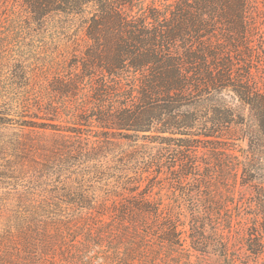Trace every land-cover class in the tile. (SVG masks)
<instances>
[{
  "label": "trees",
  "instance_id": "16d2710c",
  "mask_svg": "<svg viewBox=\"0 0 264 264\" xmlns=\"http://www.w3.org/2000/svg\"><path fill=\"white\" fill-rule=\"evenodd\" d=\"M258 4L0 0V264H238L236 177L255 188L237 234L263 252V171L222 138L242 125L226 97L264 136Z\"/></svg>",
  "mask_w": 264,
  "mask_h": 264
},
{
  "label": "rangeland",
  "instance_id": "374dc122",
  "mask_svg": "<svg viewBox=\"0 0 264 264\" xmlns=\"http://www.w3.org/2000/svg\"><path fill=\"white\" fill-rule=\"evenodd\" d=\"M258 8L262 11H260V17L257 21V26L259 27V34L257 33V36H252V44H254L257 41L258 37H261V39L264 42V0H259ZM51 40V36L44 37L43 41H49ZM50 42V41H49ZM253 55L261 56L262 65L260 69H256V59L253 58L254 62L252 63L253 66L251 67L250 71L257 75V81L259 83L264 84V52L258 50L255 48ZM261 64V63H260ZM53 74H48V77H52ZM40 76H35V78H39ZM262 84V85H263ZM226 100L231 104V106L234 108L237 114L241 115V121L242 125H234L232 124L230 126V129L224 133L222 138L225 139L228 143L229 148L225 151L232 152L234 154L241 155L243 154L244 150L247 153V155L252 158V160L258 163L259 168L263 171L262 174V180L264 181V136L259 132L258 126L256 124L255 117L253 116L252 112L247 106L242 105L237 99L233 97H226ZM198 148H197V155L204 157L203 159L206 160H212L211 158H206L205 154L209 153L208 149H210V146H217V147H226L221 142L218 143H212L207 142L205 140H201L197 142ZM222 150V149H220ZM252 153H251V152ZM219 156V157H218ZM218 159H222L226 162V160H231L229 157H220V155L217 154ZM227 173L225 175L227 176ZM238 176V175H237ZM230 177V176H229ZM217 181L213 183V190L215 191L214 194L222 192L225 190L224 184H222V177H216ZM232 178V176H231ZM236 184H233L234 179H229V183L234 185V199L232 203L229 204V207L232 208L233 212H236V205H239V208L241 209V222L238 223L237 219H235V222L233 223L234 228L236 231L234 232V238L231 241L230 248L231 250L241 257V262L238 264H264V250L263 252L257 253V254H251L245 249V245L242 242V240L239 238V234H237V230L240 228L241 224L250 222V218L252 217L250 211L249 204L252 202V199H254V189L251 185H240L239 184V177H236ZM232 180V181H231ZM233 186H231V189ZM239 210V209H238ZM242 230V229H241ZM241 232L240 230L238 233ZM236 235V236H235ZM190 261L193 264H227V261H223L220 259L217 255L213 254L211 250H209L205 254H197L192 253L190 257Z\"/></svg>",
  "mask_w": 264,
  "mask_h": 264
}]
</instances>
